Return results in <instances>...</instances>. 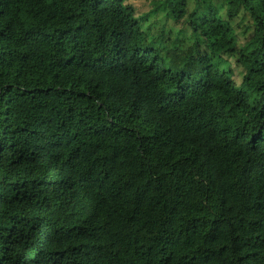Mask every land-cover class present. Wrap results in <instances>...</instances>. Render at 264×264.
Instances as JSON below:
<instances>
[{
    "label": "trees",
    "instance_id": "obj_1",
    "mask_svg": "<svg viewBox=\"0 0 264 264\" xmlns=\"http://www.w3.org/2000/svg\"><path fill=\"white\" fill-rule=\"evenodd\" d=\"M164 5L0 0V264H264V0Z\"/></svg>",
    "mask_w": 264,
    "mask_h": 264
},
{
    "label": "rangeland",
    "instance_id": "obj_2",
    "mask_svg": "<svg viewBox=\"0 0 264 264\" xmlns=\"http://www.w3.org/2000/svg\"><path fill=\"white\" fill-rule=\"evenodd\" d=\"M160 0H127L135 9L136 14L143 16V25L145 31L151 39L163 36L162 45L167 49H178L182 52L187 51L194 42L193 30L189 20L186 18L175 21L168 18L167 7L161 6L159 10L153 9ZM195 6V0H189V10L192 11ZM154 11V12H153ZM225 15V8L222 9ZM226 17V16H225ZM234 28L237 32L239 43L244 44L253 34L252 19L244 11L239 17L233 20Z\"/></svg>",
    "mask_w": 264,
    "mask_h": 264
}]
</instances>
